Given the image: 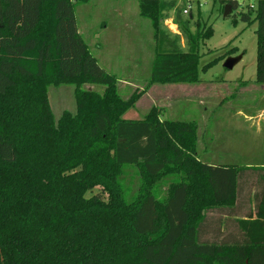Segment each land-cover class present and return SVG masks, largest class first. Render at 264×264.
<instances>
[{
  "label": "trees",
  "instance_id": "obj_1",
  "mask_svg": "<svg viewBox=\"0 0 264 264\" xmlns=\"http://www.w3.org/2000/svg\"><path fill=\"white\" fill-rule=\"evenodd\" d=\"M75 1L0 0V264H264V167L251 168L254 206L235 220L237 232L205 239L208 213L235 206L250 168L199 159L196 121L161 120L156 108L123 118L141 94L119 95L77 31ZM239 1L220 0L232 11ZM252 1L239 19L256 22L255 82L264 85V0ZM139 8L155 32L174 11L182 35L153 36L148 85L194 83L211 26L192 36L176 0ZM60 85L73 86L75 112L55 120L48 87ZM125 167L139 174L133 194L120 179Z\"/></svg>",
  "mask_w": 264,
  "mask_h": 264
},
{
  "label": "rangeland",
  "instance_id": "obj_2",
  "mask_svg": "<svg viewBox=\"0 0 264 264\" xmlns=\"http://www.w3.org/2000/svg\"><path fill=\"white\" fill-rule=\"evenodd\" d=\"M140 1L74 2L77 31L98 65L118 79L119 95L127 99L135 92L141 94L123 118L141 119L151 108H156L161 113V120L196 121V153L199 159L207 163L263 168L264 119L260 120L257 113H261L264 107V85L255 82L256 22L247 25L239 19L240 13L254 9V1H239L229 17L223 18L225 5L220 0H176L178 9L190 6L188 13L182 12V16L184 19L191 17L192 36H202L210 26L213 31L210 38L198 41L197 77L203 80L204 90L192 91L194 98L191 99L184 96V90H180L182 83L148 85L156 50L153 36L170 39L182 35L174 23V11H167L159 17L161 30L155 32L151 20L140 14ZM179 45L185 50L184 39L179 41ZM233 48L236 54L217 60L206 71L202 70L206 63L221 58ZM240 54L241 60L232 69L223 68L227 57ZM84 88L98 93L103 90L100 85H84ZM48 100L55 120L63 111L75 112L71 85L49 86ZM243 115L252 119L245 121ZM207 124L215 125V129L210 135H203L201 128ZM120 179L132 194L136 191L139 174L134 167L123 168ZM169 180L171 177H165L161 184ZM162 189L164 186H159L156 191L159 198L162 197Z\"/></svg>",
  "mask_w": 264,
  "mask_h": 264
},
{
  "label": "crops",
  "instance_id": "obj_3",
  "mask_svg": "<svg viewBox=\"0 0 264 264\" xmlns=\"http://www.w3.org/2000/svg\"><path fill=\"white\" fill-rule=\"evenodd\" d=\"M203 80L200 77H197V80L194 83H182L180 85V90L185 91L186 98L189 97V99L194 98V95L192 94V91H199L203 92ZM185 85V86H183ZM204 85V84H203ZM200 99H203V97H200ZM204 112H206L204 110ZM203 112V113H204ZM240 113V112H239ZM242 114V113H241ZM258 118L263 121L264 119V107L261 111V113H257ZM244 120L248 121L251 120L250 116L243 115ZM199 126V125H198ZM202 134L204 135H210V133L213 132V129H215V125H206L205 127L201 128ZM212 131V132H211ZM204 147H207L206 144H204ZM214 148V147H213ZM211 149V148H209ZM247 152V151H246ZM250 152V151H249ZM211 165H226L229 163H209ZM244 168H253L254 166H247L243 165ZM256 172H252L251 170H247L244 172V178L245 182L243 187L241 186L238 194V198L236 199L235 206L232 208H229L226 212H212L211 214L207 215V219L204 222V231H203V237L205 239L213 238L215 240H220L223 236V234L228 233H235L237 232L235 228V220L243 219L249 213V210L251 211L253 209V203L249 202V199L251 200L252 195L255 193V187H254V179H255ZM245 211V212H244ZM244 212V213H243Z\"/></svg>",
  "mask_w": 264,
  "mask_h": 264
},
{
  "label": "water",
  "instance_id": "obj_4",
  "mask_svg": "<svg viewBox=\"0 0 264 264\" xmlns=\"http://www.w3.org/2000/svg\"><path fill=\"white\" fill-rule=\"evenodd\" d=\"M231 12V8L229 5H225L224 10H223V14L222 17L226 18L229 16ZM242 58V55H237L235 57H227L224 62H223V68L230 70L232 69Z\"/></svg>",
  "mask_w": 264,
  "mask_h": 264
},
{
  "label": "built area",
  "instance_id": "obj_5",
  "mask_svg": "<svg viewBox=\"0 0 264 264\" xmlns=\"http://www.w3.org/2000/svg\"><path fill=\"white\" fill-rule=\"evenodd\" d=\"M189 10H190V6L188 5L187 9H184L182 12H183V14H187Z\"/></svg>",
  "mask_w": 264,
  "mask_h": 264
}]
</instances>
